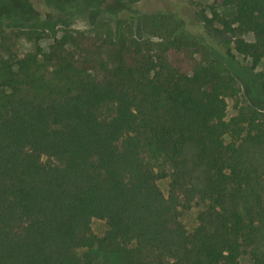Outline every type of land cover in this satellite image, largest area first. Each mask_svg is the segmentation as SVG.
Returning <instances> with one entry per match:
<instances>
[{"label": "trees", "instance_id": "obj_1", "mask_svg": "<svg viewBox=\"0 0 264 264\" xmlns=\"http://www.w3.org/2000/svg\"><path fill=\"white\" fill-rule=\"evenodd\" d=\"M220 4L206 26L255 69L264 0ZM47 31L0 25V264H264V111L240 102L233 55L210 58L181 24L160 43ZM48 37L15 56L19 41ZM195 203L189 233L180 210Z\"/></svg>", "mask_w": 264, "mask_h": 264}, {"label": "rangeland", "instance_id": "obj_2", "mask_svg": "<svg viewBox=\"0 0 264 264\" xmlns=\"http://www.w3.org/2000/svg\"><path fill=\"white\" fill-rule=\"evenodd\" d=\"M212 10L220 15L225 14L220 0H138L132 6H127L121 0H0V25L14 29H44L47 32L53 31L57 36L66 30L89 34L110 31L114 36L130 32L141 41L160 43L169 36L176 24H181L190 36L206 43L208 50L205 51L210 54V58H221L227 52L233 55V60L228 65L239 83L240 102L252 104L264 111V102L259 100L256 78L258 72H264V58L252 70L250 60L235 53L229 37L217 39L213 28L218 26L209 28L203 20L204 16L211 17ZM244 38L247 41L253 39L249 34ZM50 43L49 37L38 44L21 40L15 56L21 58L34 52L36 47L45 51ZM203 55L202 51L196 52L198 59ZM3 59L7 58L0 54V60ZM227 103V114L230 117L235 114L234 101L227 100ZM110 113V108L104 110V116H109ZM42 161L48 160L43 157ZM150 165L155 172L164 166L162 159L150 160ZM169 183V178L157 180L165 196L168 195ZM201 208L202 205L195 203L189 210H180V222L187 232L190 233L197 227L196 217ZM91 228L98 237L106 231L105 222L99 219L92 220ZM85 251L79 250L78 254L82 255ZM97 264L115 263L111 259L105 261L100 254L97 256ZM238 264H249V260L242 256Z\"/></svg>", "mask_w": 264, "mask_h": 264}]
</instances>
